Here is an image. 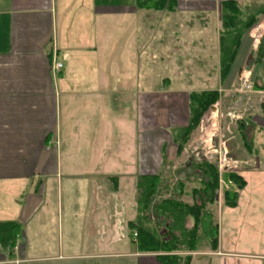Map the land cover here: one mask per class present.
<instances>
[{
    "label": "crops",
    "instance_id": "crops-1",
    "mask_svg": "<svg viewBox=\"0 0 264 264\" xmlns=\"http://www.w3.org/2000/svg\"><path fill=\"white\" fill-rule=\"evenodd\" d=\"M225 1L235 3L244 18L254 15L258 21L244 33L229 73L221 82L219 21L220 4ZM120 2L0 0V222L20 225L11 253L0 251V264H54L59 260H103L115 255L135 259L136 264H160L157 253H140L132 238L135 231L130 223L138 216L136 182L138 176L158 173L163 159L167 165L174 164L177 145L171 130L188 121H172L168 127L158 128L152 121L140 127V95L143 100L150 96L154 100L157 91L149 87L154 78L148 60L149 38H155L157 31L147 26L153 14L138 9L136 0ZM173 14L185 23L175 28L178 32H173V39L168 30L159 29L163 37L158 41L170 43L169 52L177 50L179 56L169 54L172 59L167 57L164 62L162 58V62L166 67L172 61L187 67L189 48L208 45L211 54L202 53L201 59L211 55L216 80L211 87L176 90L174 86L168 92L216 90L226 96L242 74L252 84L251 97L264 108V54L257 56L260 43L264 45V0H175ZM168 15L164 14L165 19ZM193 18L199 20L200 29L193 30ZM210 22L213 37L209 45L204 36L209 26L205 24ZM54 61L62 63L57 72L52 69ZM170 84L171 80L164 78L161 90L167 91ZM125 108L136 112V118L132 117L137 129L135 140L131 139L133 167L132 162L125 164L123 155ZM256 117L252 115L250 124L247 120L239 124L242 130L251 126L253 147H257L256 141L264 148V113L259 120ZM157 129L163 130L164 136L158 135L162 139L153 142ZM254 152L255 162L264 159V149ZM248 160L253 158L246 156L242 162ZM249 169L234 173L243 178ZM65 180L67 189L62 187ZM220 180L222 177L221 185ZM246 185L245 181L235 205L227 207L236 209L240 205ZM63 191L68 192L67 210L80 206L79 212H83L80 232L84 242L80 250L72 247L66 253L55 244L51 226L54 219L48 218L55 207L61 208ZM79 195L83 203L77 202ZM131 195L133 201L125 199ZM221 199L223 196L217 195L213 205ZM124 227L132 250L109 253L104 244L122 243ZM218 235L215 250L201 245L194 251L174 254L189 257L188 264H264V252L257 253L254 246H249L250 250L247 246L238 251L223 250Z\"/></svg>",
    "mask_w": 264,
    "mask_h": 264
},
{
    "label": "rangeland",
    "instance_id": "rangeland-1",
    "mask_svg": "<svg viewBox=\"0 0 264 264\" xmlns=\"http://www.w3.org/2000/svg\"><path fill=\"white\" fill-rule=\"evenodd\" d=\"M109 3L120 4L121 2L120 0H109ZM146 11H149L151 14H153V18L148 21L147 26L148 24L150 27L154 26L157 31L155 38L151 36L149 38L150 43L148 50L150 74L152 78H154V82L150 81L149 87H154L157 91L154 96V100L153 96H150V99L143 100V95H140V127H142L143 123L145 122L147 124H152V121L157 122V128L163 126L168 127L169 124H172L170 123L172 121L186 123L188 121V116L186 114V103L188 101L189 94L180 92L170 93L168 90H171L170 88L173 89L174 86L176 87V90L211 87L216 80V78H214V61L212 60L211 55L205 56L203 54L205 58L204 60L201 59L202 53H210L209 51H211V48L208 45L203 47L209 49L205 51H203L201 45H199V49L191 50V48H189V54L191 55L188 57L186 65L187 67L177 66L173 61L171 62V66L166 67V64L164 63L166 62L165 58L168 57L172 59V55H174L173 53H176V56H179V52H177V50L174 52H169L170 43L158 41L163 37L160 35L161 30L159 29L164 28L165 30H168L169 33H171V35L168 36H170V39H173V32L177 31V29L181 27L180 23L184 24L185 20H181L180 17H178L176 14H173L174 11ZM166 13L169 14L168 19H165L164 17V14ZM142 20L144 21V19ZM190 21L192 22L193 30L200 29L199 20L193 18ZM142 24H144V22ZM205 25L211 26H207L208 35L204 36L205 41L206 39L208 40L206 43L210 45L212 41L209 40L211 37H213L211 33L213 24L210 22V24L206 23ZM176 27L177 29H175ZM169 54H171L172 57H169ZM162 58L164 59V62H162ZM164 78L171 80V86H166L168 89L165 90L167 91L161 90L162 81ZM242 78L247 77H242L241 74L239 79H236L230 89L227 91L228 93L226 96L223 95V93H219L218 101L214 104L216 110L211 111L209 109L202 116V119L196 129L191 131L183 143L181 141L182 148L180 153H177V160L174 162V164H168L169 166L167 163L164 164V166L162 165L160 172H162V177L165 179H171L169 181L171 184L170 188L177 190L179 187L177 183L180 180H183L184 190L188 192L181 195L180 200L183 202L192 203V193L190 190L195 188L199 189L198 191H200L202 185L200 180L195 177H190V180L185 181L187 175L185 174L184 170L189 169L188 167L190 164L187 165L188 162L199 164L200 161L205 160L206 162L214 164L217 166L219 179L220 177L224 179L223 174L225 173H234L235 171L240 172L241 170L250 168L249 171H246L244 174H242V177L245 179L247 185L241 192V199L239 201L240 205L236 209L230 208L231 206L227 207V205L224 203V198L223 200L221 199L220 203H218L216 200L217 202L215 206L213 204H207L206 206H209L211 209V219H213V224H216L219 228V242H221L223 250L238 251L242 250L244 246H247V248L250 250L251 248L249 246H254L252 249L257 251V253H261L264 252V159L261 158L259 161L255 162V158L253 156H256L254 151H260V149L262 150L264 148L259 146L256 141H254V145L257 147L252 146L251 126L249 125L246 129L242 130L239 122H244L247 120L250 124L252 115L259 116V118L256 117L259 120L262 113H264V108L260 107L257 101L251 97L252 95L250 92L253 91L252 84L249 83L251 89L244 88ZM160 91L168 92V94H161ZM132 117L136 118L135 109L125 108L123 116L124 128L122 133L124 140L123 155L126 162L125 164L128 166V162H132L133 164L131 165L133 167L134 143L131 142V139L133 141L135 140L137 129L132 121ZM119 122L120 121L118 119V126ZM157 130L159 131V129ZM162 131L163 130L157 133V136H155V140H153V142H157L162 139L160 136H158H164ZM174 135L176 137L178 136L177 133ZM246 156L253 158V160L242 162V159ZM119 165L123 168V164ZM127 166L125 167L124 165L126 170L128 169ZM67 185L68 182L65 180L62 186L64 187L63 189H67ZM218 185L221 186L220 182ZM123 186L126 187L127 184L123 182ZM219 186L216 190V197L219 194L223 196L225 190L229 189L223 188L222 190ZM230 192L233 193L234 191ZM67 194V191H63L61 197V208L60 206L58 209L55 207L54 211H51L48 214V218L54 219L53 223L51 222L54 242L64 253H66V251L72 247H74L76 251L80 250L81 245L84 242V237L80 232L82 225L81 221H83V212H79L80 206H77L76 210H74V208L73 210H70V208L67 210ZM136 194L137 193H135V196H137ZM82 197V195H79L77 202L80 201L79 203H83L84 200H81ZM132 198V195L130 197L125 196L126 200L129 199L133 201ZM125 203H128V201H125ZM54 206L55 202L53 203L51 209H53ZM217 206L221 207L218 209V211H216ZM191 220L192 219L190 218L189 222ZM188 226L189 224L187 227ZM163 232L164 230L160 228L159 233L162 234ZM127 234V228L124 227L122 243L119 242L118 244L112 245L110 242H108L107 244H104L103 248H106L109 253L113 254L120 253V251H123V253L131 251L132 242ZM199 234L202 247L204 249H208L207 247L210 244V239L204 236L201 232ZM132 238H135V236ZM30 242L34 245V237H31ZM140 253L154 254L142 251H140ZM146 256L151 258L149 255ZM98 262L101 264H136L135 259L124 258L116 255L103 260H59L54 264H95ZM27 264L45 263L34 261Z\"/></svg>",
    "mask_w": 264,
    "mask_h": 264
},
{
    "label": "trees",
    "instance_id": "trees-1",
    "mask_svg": "<svg viewBox=\"0 0 264 264\" xmlns=\"http://www.w3.org/2000/svg\"><path fill=\"white\" fill-rule=\"evenodd\" d=\"M141 10L174 11L175 0H136ZM256 16L244 18L237 5L231 1L220 4L219 31V76L220 81L227 77L231 64L244 33L257 22ZM257 56L264 54V45L260 43ZM258 89L257 85H254ZM219 98L216 90L192 91L188 95L189 120L185 126L171 130L172 140L181 151V141L186 140L196 129L201 117ZM177 133V137L174 135ZM166 162L163 159V166ZM190 164V165H189ZM185 181L190 177L200 180L202 188L190 190L192 203L183 202L180 196L187 193L184 182L180 180L178 189L170 188V180L162 177V172L138 176L136 182L138 216L130 223L135 231V241L139 251L157 253L160 264H188L189 257L177 254L181 251H194L201 246L200 232L210 239L212 250L217 248L218 226L213 224L211 209L219 186L217 166L205 160L199 164L188 162ZM186 165V166H187ZM225 181H231L229 189L223 194L224 203L234 206L238 191L245 185L243 179L235 173L223 174ZM234 187V188H233ZM171 189V190H169ZM230 191H234L231 193ZM192 219L190 224L189 220ZM189 226L187 227V225ZM160 228L164 230L159 233ZM20 232V225L14 221L0 222V251L11 253Z\"/></svg>",
    "mask_w": 264,
    "mask_h": 264
},
{
    "label": "built area",
    "instance_id": "built-area-1",
    "mask_svg": "<svg viewBox=\"0 0 264 264\" xmlns=\"http://www.w3.org/2000/svg\"><path fill=\"white\" fill-rule=\"evenodd\" d=\"M62 67V63L58 62V61H54L53 62V65H52V69L53 71L57 72L58 70H60ZM243 80V85H244V88L246 89H251V86L249 84V81L246 79V78H242ZM221 181V187L223 188H229V185H231V181H223V180H220Z\"/></svg>",
    "mask_w": 264,
    "mask_h": 264
},
{
    "label": "water",
    "instance_id": "water-1",
    "mask_svg": "<svg viewBox=\"0 0 264 264\" xmlns=\"http://www.w3.org/2000/svg\"><path fill=\"white\" fill-rule=\"evenodd\" d=\"M210 110L211 111H215L216 110V107L213 105V106L210 107Z\"/></svg>",
    "mask_w": 264,
    "mask_h": 264
}]
</instances>
